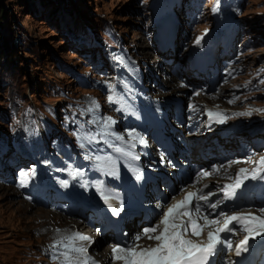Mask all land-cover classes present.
Here are the masks:
<instances>
[{
  "label": "rangeland",
  "instance_id": "374dc122",
  "mask_svg": "<svg viewBox=\"0 0 264 264\" xmlns=\"http://www.w3.org/2000/svg\"><path fill=\"white\" fill-rule=\"evenodd\" d=\"M31 1L33 8H29L25 0H0L3 7L0 34L8 38L9 49L15 57L11 64L0 69V139L4 141L8 136L6 133L17 130L19 116L25 113L23 107L27 102L32 100L40 105L58 101L65 95L55 92L57 96H53V83L68 85L67 95L73 100L81 94V89L64 71L66 66L80 72L88 69L84 67V58L63 34L70 30L69 26H77L81 21L97 23L100 19L112 20L125 39H133L142 48L148 46L138 32L144 22L139 20L141 13L138 14L139 5L135 0ZM62 2L66 3L65 8ZM50 6L56 10L51 18L46 16ZM242 16L244 25L249 27L248 34L253 39L242 63L248 64L247 67L253 71L259 65V60H264V0H246ZM210 21L207 13L199 26ZM148 52L141 51L144 54ZM258 101L261 103L253 105L258 104L256 107L260 108L264 106V97ZM0 186L3 188L0 190V264H23L29 251L37 249L44 252L49 249V241L43 237L51 239L54 233L48 222L47 227H44L46 223L41 224V221L49 220L51 213L44 214L40 210L35 213L34 208L37 207L25 202L11 187ZM43 228L48 232L38 234ZM103 245L100 240V247Z\"/></svg>",
  "mask_w": 264,
  "mask_h": 264
},
{
  "label": "snow or ice",
  "instance_id": "6c2138e0",
  "mask_svg": "<svg viewBox=\"0 0 264 264\" xmlns=\"http://www.w3.org/2000/svg\"><path fill=\"white\" fill-rule=\"evenodd\" d=\"M215 10V9H214ZM207 31V30H205ZM202 37L196 38V43L199 44ZM264 83V81H262ZM111 87V86H110ZM108 100L113 102V96H109ZM232 102V101H230ZM91 111V109H89ZM251 112H243L240 115H250ZM220 116V113H213L209 111V116ZM111 118H106L103 123L106 125ZM95 122V121H93ZM223 122V120H219ZM114 135V134H113ZM80 139V137H78ZM122 139V137H118ZM89 140H95V136L89 137ZM116 151H121L117 148ZM92 159V157H88ZM105 158L96 156L95 160L100 162ZM257 167L251 170V178L264 179V157H261L257 162ZM218 170V169H217ZM247 169H240L236 174V180L233 184L225 185L221 191L224 193L226 199L236 195V189L240 188L243 180L248 179ZM78 173L73 172L75 177ZM111 175H116L115 171L110 172ZM21 175H25L22 173ZM202 176L210 175L209 172L203 171ZM137 179H140L138 176ZM64 186H67L68 181H61ZM23 186V184L21 185ZM99 188V184L97 185ZM103 195V192L101 193ZM211 195V193L209 194ZM208 196L199 194L196 191L187 192L181 200L169 205L166 210L161 205L162 216L156 225L145 227L142 230V235H145L150 240H155L158 243L155 246L140 247L135 245V241L141 239L140 235L134 238L133 244L127 247L115 246L111 250L113 260L122 261L123 264H218V257L225 251L233 250V243L230 239L222 238L221 233H231L234 231V224H239L241 229L247 234L238 244L235 245V255L241 256L242 253L248 251L249 240L255 237H264V217L255 216L252 214H234L231 216L224 215L223 224L216 227L214 231L207 232L205 241H197L189 238L191 236L199 237L203 233V229L210 225H219V219H209L207 215H200L201 204L200 201L207 202ZM105 203H109V197L104 196ZM195 201V203H193ZM218 205L216 203L208 204L207 207L215 209ZM109 207L112 205L109 203ZM193 211L197 214L193 215ZM113 215H119V209L112 207ZM186 218V219H184ZM198 220H203L204 223H198ZM59 231V229H57ZM90 237L84 236L80 233H74L70 236L64 237L60 241L54 242L51 246L54 250L53 259L59 260L60 264H96L92 257L87 255V248L83 245H77V241H88ZM57 246L63 248V251L56 252ZM62 257V259H61Z\"/></svg>",
  "mask_w": 264,
  "mask_h": 264
},
{
  "label": "trees",
  "instance_id": "16d2710c",
  "mask_svg": "<svg viewBox=\"0 0 264 264\" xmlns=\"http://www.w3.org/2000/svg\"><path fill=\"white\" fill-rule=\"evenodd\" d=\"M61 0H57V2L59 3ZM63 3V7H66V3ZM25 4L27 6H29V8H33V2L31 0H25ZM3 7L0 5V15L3 13ZM55 9L52 8L51 6L48 8V14L46 16H48L49 18L54 16L55 13ZM0 22H1V18H0ZM9 40L7 37H5L4 35L0 34V69H3L5 67H7L9 64H11V62H13L14 60V54L12 53V51L9 49L10 46L8 45Z\"/></svg>",
  "mask_w": 264,
  "mask_h": 264
},
{
  "label": "bare ground",
  "instance_id": "6f19581e",
  "mask_svg": "<svg viewBox=\"0 0 264 264\" xmlns=\"http://www.w3.org/2000/svg\"><path fill=\"white\" fill-rule=\"evenodd\" d=\"M175 51H176V44H175V48H174V54H175ZM169 85H171V84H169ZM2 186H0V190L2 191ZM6 191H8V190H6ZM7 193H9V192H7ZM19 211H22L23 212V210L22 209H18ZM39 210L42 212V213H44V214H47L48 212H49V210L48 209H43V208H39V207H37V208H34V211H35V213H38L39 212ZM58 218H61V216H57ZM89 230H91L90 228H88ZM96 245L97 246H100V239H98V240H96Z\"/></svg>",
  "mask_w": 264,
  "mask_h": 264
}]
</instances>
